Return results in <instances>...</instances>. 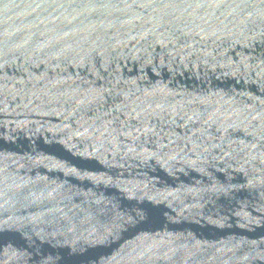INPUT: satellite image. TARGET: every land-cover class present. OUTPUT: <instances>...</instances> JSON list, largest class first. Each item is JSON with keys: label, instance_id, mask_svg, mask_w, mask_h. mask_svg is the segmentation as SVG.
Listing matches in <instances>:
<instances>
[{"label": "water", "instance_id": "water-1", "mask_svg": "<svg viewBox=\"0 0 264 264\" xmlns=\"http://www.w3.org/2000/svg\"><path fill=\"white\" fill-rule=\"evenodd\" d=\"M0 264H264V0H0Z\"/></svg>", "mask_w": 264, "mask_h": 264}]
</instances>
